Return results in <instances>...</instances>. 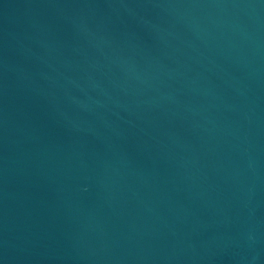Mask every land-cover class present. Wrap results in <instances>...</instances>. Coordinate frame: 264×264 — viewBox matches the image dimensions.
<instances>
[{
    "label": "water",
    "instance_id": "water-1",
    "mask_svg": "<svg viewBox=\"0 0 264 264\" xmlns=\"http://www.w3.org/2000/svg\"><path fill=\"white\" fill-rule=\"evenodd\" d=\"M0 264H264V0H0Z\"/></svg>",
    "mask_w": 264,
    "mask_h": 264
}]
</instances>
